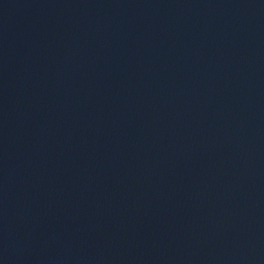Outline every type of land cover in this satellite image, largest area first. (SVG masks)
<instances>
[{
  "label": "water",
  "instance_id": "water-1",
  "mask_svg": "<svg viewBox=\"0 0 264 264\" xmlns=\"http://www.w3.org/2000/svg\"><path fill=\"white\" fill-rule=\"evenodd\" d=\"M0 264H264V0H0Z\"/></svg>",
  "mask_w": 264,
  "mask_h": 264
}]
</instances>
